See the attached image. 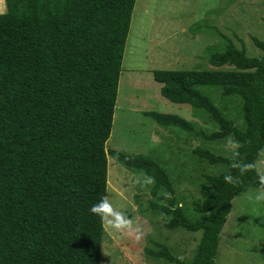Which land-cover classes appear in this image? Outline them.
I'll use <instances>...</instances> for the list:
<instances>
[{
	"label": "trees",
	"instance_id": "16d2710c",
	"mask_svg": "<svg viewBox=\"0 0 264 264\" xmlns=\"http://www.w3.org/2000/svg\"><path fill=\"white\" fill-rule=\"evenodd\" d=\"M136 1L5 0L6 12L0 9V264H102L104 221L89 208L107 197L109 156L152 184L149 210L166 229L203 232L189 263L165 245L145 250L168 264H216L233 200L259 186L264 41L257 38L259 58L230 43L209 58L215 70L153 72L162 96L191 106L204 126L178 115L145 116L203 143L232 138L241 145L232 158L193 151L197 160L227 168L204 175L191 210L154 160L107 151ZM235 103L240 123L230 114ZM235 160L251 168L225 184L224 175H236Z\"/></svg>",
	"mask_w": 264,
	"mask_h": 264
},
{
	"label": "rangeland",
	"instance_id": "374dc122",
	"mask_svg": "<svg viewBox=\"0 0 264 264\" xmlns=\"http://www.w3.org/2000/svg\"><path fill=\"white\" fill-rule=\"evenodd\" d=\"M2 6L6 12L5 0H0V9ZM254 38L264 41V0H137L107 151L154 160L175 180L176 197L191 210L206 184L204 175H218L227 168L207 165L193 151L208 149L225 158L234 154L226 147L229 139L203 143L180 128L163 127L145 116L156 112L201 123L191 106L173 104L162 96V85L154 80L153 72L215 70L209 58L225 51L230 43L245 48L249 57L259 58L262 51L254 45ZM221 69L233 70L228 66ZM236 105L231 104L230 114L240 123L233 110ZM108 160L107 197L131 220V231L117 232L104 221L102 264H168L145 253L146 249L158 251V245H165L182 261L192 262L203 232L166 229L161 218L149 210L152 184L148 179L129 172L111 156ZM256 169L264 175V152ZM255 189L233 200L216 264H264V203L248 198Z\"/></svg>",
	"mask_w": 264,
	"mask_h": 264
},
{
	"label": "clouds",
	"instance_id": "9594fccd",
	"mask_svg": "<svg viewBox=\"0 0 264 264\" xmlns=\"http://www.w3.org/2000/svg\"><path fill=\"white\" fill-rule=\"evenodd\" d=\"M123 65V64H122ZM227 149L233 152L234 155L239 156L240 143L236 140L229 139L226 144ZM230 167L237 170L236 175L226 174L223 176L225 184H235L241 177H244L247 171L251 168V165L241 160H235L231 163ZM250 201L260 204L264 203V175L259 177V186L255 189L254 194L250 195ZM89 212L93 215H97L102 221H105L112 229L117 232L123 230L131 231V220L121 211L116 210L109 202V198L104 196L101 199L93 203ZM139 234V229H137Z\"/></svg>",
	"mask_w": 264,
	"mask_h": 264
}]
</instances>
